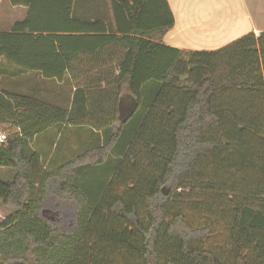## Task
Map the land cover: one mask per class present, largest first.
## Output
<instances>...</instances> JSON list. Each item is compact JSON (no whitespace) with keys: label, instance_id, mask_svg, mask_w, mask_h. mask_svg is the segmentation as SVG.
<instances>
[{"label":"trees","instance_id":"1","mask_svg":"<svg viewBox=\"0 0 264 264\" xmlns=\"http://www.w3.org/2000/svg\"><path fill=\"white\" fill-rule=\"evenodd\" d=\"M9 1L28 12L0 32V122L17 129L0 264H264V32L188 50L166 44L169 0ZM82 124L79 153L46 165L35 138Z\"/></svg>","mask_w":264,"mask_h":264},{"label":"crops","instance_id":"2","mask_svg":"<svg viewBox=\"0 0 264 264\" xmlns=\"http://www.w3.org/2000/svg\"><path fill=\"white\" fill-rule=\"evenodd\" d=\"M2 0H0L1 6ZM174 11L176 24L166 37V44L188 50H218L238 38L255 32H264V0H169ZM22 11L19 18L15 14ZM25 6L0 7V32L10 31L14 23L27 15ZM56 131V138L64 137L68 143L90 139L91 126L82 124L49 129L40 139L47 143ZM83 134L82 136L80 134ZM81 136V137H80ZM36 139V138H35ZM82 139V140H81ZM70 140V141H69ZM66 147L63 146V148Z\"/></svg>","mask_w":264,"mask_h":264},{"label":"rangeland","instance_id":"3","mask_svg":"<svg viewBox=\"0 0 264 264\" xmlns=\"http://www.w3.org/2000/svg\"><path fill=\"white\" fill-rule=\"evenodd\" d=\"M6 6H8V0H2L1 2V10L6 8ZM22 15V11H18L15 14V18H19ZM67 92L64 91L62 95L59 94V92H57V95H60V97H58L56 100L58 102H62V103H67V96H66ZM61 100V101H60ZM17 129L0 122V133L4 132L6 135L8 134H12L14 132H16ZM52 135L49 137V140L47 143L43 141H40V139L44 136V134H39L34 143L33 146L36 150L40 151V153L43 155V157H46L45 159V164L48 165V162L50 160H54V162H50L49 165H55L56 163H60L61 161H64L66 159H68L69 157H71L72 155H74V153L80 151V144H78L77 142H70L68 143L67 140H64V137L62 138H56V131H51ZM66 147L63 148V146ZM58 145V146H57ZM83 148V147H82ZM79 153V152H78ZM93 174H100L101 173V169H96L94 171H92ZM15 174V170L14 169H10V168H6V167H0V178L2 180H11L14 177ZM91 174H88L86 176L83 177V179H80V182H83L84 179L86 178H90ZM168 193V191H167ZM194 197H197L196 195H194ZM13 214L12 210L3 206L0 203V223H2L3 221H5L8 217H10ZM204 213L198 214H192L190 215V219L192 220V222L196 223H200L202 221H204V217H203ZM224 230L222 225L219 226L216 230L215 236L213 239L209 240L207 242L208 245H212V244H218L221 240H222V236H223Z\"/></svg>","mask_w":264,"mask_h":264},{"label":"water","instance_id":"4","mask_svg":"<svg viewBox=\"0 0 264 264\" xmlns=\"http://www.w3.org/2000/svg\"><path fill=\"white\" fill-rule=\"evenodd\" d=\"M135 105V98L129 93L125 94L119 102V118L125 121L133 111ZM165 193L167 192L165 191Z\"/></svg>","mask_w":264,"mask_h":264},{"label":"built area","instance_id":"5","mask_svg":"<svg viewBox=\"0 0 264 264\" xmlns=\"http://www.w3.org/2000/svg\"><path fill=\"white\" fill-rule=\"evenodd\" d=\"M260 32H255V35H256V37H260ZM1 134H2V136L3 137H7V135L3 132H1ZM3 145V143H2V138H0V146H2Z\"/></svg>","mask_w":264,"mask_h":264},{"label":"clouds","instance_id":"6","mask_svg":"<svg viewBox=\"0 0 264 264\" xmlns=\"http://www.w3.org/2000/svg\"><path fill=\"white\" fill-rule=\"evenodd\" d=\"M0 138H2V143H3V144H4L5 141L7 140V137H3L1 133H0Z\"/></svg>","mask_w":264,"mask_h":264}]
</instances>
